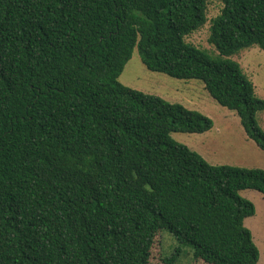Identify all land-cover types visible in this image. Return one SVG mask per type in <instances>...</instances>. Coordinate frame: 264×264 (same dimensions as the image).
Instances as JSON below:
<instances>
[{"label": "trees", "instance_id": "obj_1", "mask_svg": "<svg viewBox=\"0 0 264 264\" xmlns=\"http://www.w3.org/2000/svg\"><path fill=\"white\" fill-rule=\"evenodd\" d=\"M211 1L216 58L184 41ZM254 46L264 0H0V264H149L163 230L205 264H257L240 192L264 195V171L207 164L171 134L209 118L118 82L137 49L202 82L264 152V100L229 59Z\"/></svg>", "mask_w": 264, "mask_h": 264}, {"label": "rangeland", "instance_id": "obj_2", "mask_svg": "<svg viewBox=\"0 0 264 264\" xmlns=\"http://www.w3.org/2000/svg\"><path fill=\"white\" fill-rule=\"evenodd\" d=\"M223 5L218 1L207 4L205 25L198 31L184 37L186 43L205 51L211 58L218 57L217 50L208 44L211 20L217 17ZM237 62L252 82L257 98L264 100V51L254 46L242 50L229 58ZM119 84L146 95L156 96L170 104H179L209 118L213 127L203 134H171L178 144L197 153L211 166H229L241 169L264 171V152L245 134L236 113L218 105L196 80H178L146 69L137 49L125 65L118 78ZM257 123L264 131V111L257 114ZM240 196L255 207V215L244 221L259 251L257 264H264V195L245 190ZM175 258L174 264H205L195 260L193 247L178 242L167 231H161L154 238L149 264H165L162 258Z\"/></svg>", "mask_w": 264, "mask_h": 264}]
</instances>
